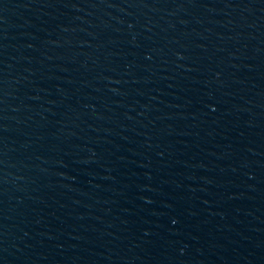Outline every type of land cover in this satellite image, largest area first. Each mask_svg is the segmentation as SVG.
I'll return each mask as SVG.
<instances>
[{"label": "water", "instance_id": "95a60500", "mask_svg": "<svg viewBox=\"0 0 264 264\" xmlns=\"http://www.w3.org/2000/svg\"><path fill=\"white\" fill-rule=\"evenodd\" d=\"M0 264H264V0H0Z\"/></svg>", "mask_w": 264, "mask_h": 264}]
</instances>
